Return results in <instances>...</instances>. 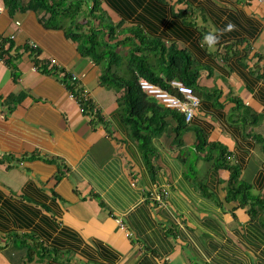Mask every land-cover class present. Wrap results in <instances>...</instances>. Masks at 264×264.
I'll list each match as a JSON object with an SVG mask.
<instances>
[{
  "label": "crops",
  "instance_id": "obj_1",
  "mask_svg": "<svg viewBox=\"0 0 264 264\" xmlns=\"http://www.w3.org/2000/svg\"><path fill=\"white\" fill-rule=\"evenodd\" d=\"M165 2L149 21L151 10L130 16L110 0L95 13L115 27L116 52L127 54L138 28L199 65L200 104L188 127L178 137L169 114L166 130L142 142L121 114V94L99 84L100 67L64 29L46 28L44 12L10 16L0 0V264H24L16 236L51 252L43 264H264V208L227 200L231 174L216 167L223 150L238 181L264 195V2ZM230 24L215 47L202 43ZM181 27L195 35L186 40ZM228 43L236 46L226 52ZM62 69L102 122L71 97ZM200 138L219 147L198 149Z\"/></svg>",
  "mask_w": 264,
  "mask_h": 264
},
{
  "label": "trees",
  "instance_id": "obj_2",
  "mask_svg": "<svg viewBox=\"0 0 264 264\" xmlns=\"http://www.w3.org/2000/svg\"><path fill=\"white\" fill-rule=\"evenodd\" d=\"M100 0H3L4 8L10 16H14L18 12L33 11L35 13L44 12L50 15L49 19L42 23L46 28L64 29L68 39L77 43V49L83 58L89 59L94 65L101 69L99 84L108 89H113L121 95L117 98L122 116L125 118L131 131L142 142L147 141L148 137H157L166 130L165 118L169 114H173L178 122L177 136H181V131L186 129L185 117L177 110L167 109L160 102H157L147 96L139 87V80L146 79L149 82L170 90L169 83L172 80H178L193 89L194 93L198 92V78L200 76L199 65L193 59L191 54L184 48H181L176 43L166 45L161 40L150 38L142 29L132 31L136 42L132 43L127 54H120L115 51V47L109 43L114 37L115 27L105 22L103 13H100V18L95 13L100 11ZM125 3H124V2ZM110 0V4L115 5L117 10L123 11L122 14L138 8H146L151 10L150 13L145 11V18L149 21L155 17L157 10H162L166 0ZM109 2V1H108ZM90 9L88 4H91ZM123 4L127 7L124 8ZM161 8V10H160ZM128 9L127 11H125ZM143 14V13H142ZM162 14V12H161ZM67 17L70 19L68 27L60 22V18ZM162 16L160 15V20ZM85 20V22H79ZM98 22L99 26H96ZM154 27L153 24H148ZM109 28V29H107ZM185 34L186 40L189 38V33L194 32L191 28L181 29ZM110 32V33H109ZM193 32V33H191ZM195 35V33H194ZM193 37V36H191ZM194 40V37H193ZM126 41H121L120 45H124ZM195 43V42H194ZM197 46V44H193ZM236 44H226V52L231 51V48ZM32 48L35 53L34 62L39 66V49ZM13 60L9 58L10 64L13 65ZM64 73V81H69L72 86V93L77 97L81 104V108L87 114H91L93 119L102 122L100 112L95 108L91 99L83 96L79 88V82L73 80L72 75L66 70H60ZM147 138V139H146ZM262 142V140H261ZM263 143V142H262ZM148 144H144L147 146ZM213 150L219 146L214 143H208L204 138H200L198 149ZM264 148V144H263ZM217 168H226L230 171V179L227 187V200L237 201L241 205H248L250 202L253 206L264 208V195L256 197L252 195V187L249 184L238 181L239 169L227 164V154L222 150L220 158L216 163ZM253 201V202H252ZM10 239L13 236L10 235ZM16 247L24 246L26 248V256L24 264H29L34 259L38 263H42L51 257V252L40 244L34 241H23L15 239Z\"/></svg>",
  "mask_w": 264,
  "mask_h": 264
},
{
  "label": "built area",
  "instance_id": "obj_3",
  "mask_svg": "<svg viewBox=\"0 0 264 264\" xmlns=\"http://www.w3.org/2000/svg\"><path fill=\"white\" fill-rule=\"evenodd\" d=\"M260 1L264 2V0ZM11 38L13 39L14 36ZM32 46L36 47V44H32ZM51 63L53 66L59 67L56 60H53ZM73 80L78 81L77 77H73ZM169 86L173 91L160 88L146 79L139 80V87L147 96L160 102L167 109L177 110L182 113L186 123L191 122L195 110L200 104L199 98L195 95L191 87L186 86L181 81L172 80ZM71 97L75 98L76 96L71 94Z\"/></svg>",
  "mask_w": 264,
  "mask_h": 264
},
{
  "label": "clouds",
  "instance_id": "obj_4",
  "mask_svg": "<svg viewBox=\"0 0 264 264\" xmlns=\"http://www.w3.org/2000/svg\"><path fill=\"white\" fill-rule=\"evenodd\" d=\"M234 25H228L227 29L220 30L219 34L208 33L202 38V43L209 48L215 47L220 42V36L223 35L224 31L234 29Z\"/></svg>",
  "mask_w": 264,
  "mask_h": 264
},
{
  "label": "rangeland",
  "instance_id": "obj_5",
  "mask_svg": "<svg viewBox=\"0 0 264 264\" xmlns=\"http://www.w3.org/2000/svg\"><path fill=\"white\" fill-rule=\"evenodd\" d=\"M76 73L79 72V67L77 66L76 68L73 69Z\"/></svg>",
  "mask_w": 264,
  "mask_h": 264
}]
</instances>
